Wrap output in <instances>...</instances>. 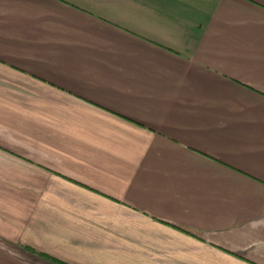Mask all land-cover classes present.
<instances>
[{
  "label": "crops",
  "instance_id": "crops-1",
  "mask_svg": "<svg viewBox=\"0 0 264 264\" xmlns=\"http://www.w3.org/2000/svg\"><path fill=\"white\" fill-rule=\"evenodd\" d=\"M0 264H264V0H0Z\"/></svg>",
  "mask_w": 264,
  "mask_h": 264
}]
</instances>
